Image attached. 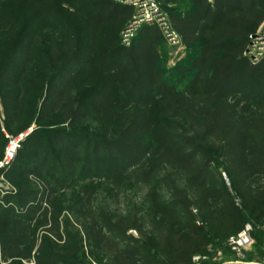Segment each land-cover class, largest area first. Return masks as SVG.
<instances>
[{
	"label": "trees",
	"instance_id": "obj_1",
	"mask_svg": "<svg viewBox=\"0 0 264 264\" xmlns=\"http://www.w3.org/2000/svg\"><path fill=\"white\" fill-rule=\"evenodd\" d=\"M190 1L192 10L172 15L184 42L200 44L183 89L159 66L165 36L159 25L141 29L148 37L143 44L106 40L93 63L81 58L67 65L52 91L58 106L66 102L64 121L73 124L85 114V105L67 93L75 75L70 64L81 62L112 73L94 94V114L116 118L123 127L115 136L59 130L52 141L33 144L38 153L32 173L43 176L42 191L18 190L0 199V254L6 262L31 258L25 254L29 227L57 188L77 179L119 187L134 178L151 185L149 218L115 219L103 212L93 222L94 240L111 256L108 264H198L194 256L214 244L212 235L225 240L238 234L247 217L264 225V55H248L251 36L264 21V0ZM99 8L97 27L135 13L133 5L114 0H101ZM165 167L181 172L186 186L169 172L160 175ZM34 264L88 262L41 250Z\"/></svg>",
	"mask_w": 264,
	"mask_h": 264
},
{
	"label": "rangeland",
	"instance_id": "obj_2",
	"mask_svg": "<svg viewBox=\"0 0 264 264\" xmlns=\"http://www.w3.org/2000/svg\"><path fill=\"white\" fill-rule=\"evenodd\" d=\"M100 1H0V199L18 190L42 191L43 176L32 173L37 171L34 156L38 148L34 143L52 141L59 130L115 136L123 127L116 118L103 119L94 114V94L101 85L105 86L112 73L106 66L91 70L81 62L70 64L75 75L67 93L71 92L85 105V114L73 124L64 121L66 102L58 106L52 91L59 79L66 76L69 63L81 58L93 63L106 40L143 44L148 37L141 29L145 25H159L165 33L160 45L159 66L179 89L192 78L194 70L190 62L200 44L185 43L172 26V15L192 10L190 0L176 3L114 0L133 5L134 15L128 20L122 18L97 27L93 16L99 12ZM106 49L111 53L114 46ZM248 55L254 60L264 55V21L251 36ZM158 111L154 106L152 116L156 117ZM13 143L16 151L9 156ZM168 172L181 187L186 186L184 175L173 168L165 167L160 175ZM224 178L229 185L226 175ZM150 191L151 185L134 178L119 187L103 179H77L68 188H57L25 237V254L31 258L6 262L0 254V264H34L41 250L62 251L68 257H81L88 264H108L111 256L94 240L93 222L103 212L115 219L136 214L149 218L152 212ZM162 197L168 198V194L164 191ZM246 225L252 226L251 243L240 255L231 249L229 238L219 240L212 235L214 244L202 256L195 255L194 262L264 264V225L250 217ZM130 233L138 236L135 230Z\"/></svg>",
	"mask_w": 264,
	"mask_h": 264
},
{
	"label": "built area",
	"instance_id": "obj_3",
	"mask_svg": "<svg viewBox=\"0 0 264 264\" xmlns=\"http://www.w3.org/2000/svg\"><path fill=\"white\" fill-rule=\"evenodd\" d=\"M129 44L126 43V45ZM9 156H12V154ZM251 231L252 226L246 225L238 234L229 237V244L231 246V249L236 252V254L240 255L243 250L246 249V247L251 243Z\"/></svg>",
	"mask_w": 264,
	"mask_h": 264
},
{
	"label": "bare ground",
	"instance_id": "obj_4",
	"mask_svg": "<svg viewBox=\"0 0 264 264\" xmlns=\"http://www.w3.org/2000/svg\"><path fill=\"white\" fill-rule=\"evenodd\" d=\"M15 148H16L15 143H13V144L9 147L8 152H9L10 155H11L12 152L16 151ZM8 158H9V157H8Z\"/></svg>",
	"mask_w": 264,
	"mask_h": 264
},
{
	"label": "water",
	"instance_id": "obj_5",
	"mask_svg": "<svg viewBox=\"0 0 264 264\" xmlns=\"http://www.w3.org/2000/svg\"><path fill=\"white\" fill-rule=\"evenodd\" d=\"M224 264H260V263H244V262H227Z\"/></svg>",
	"mask_w": 264,
	"mask_h": 264
}]
</instances>
